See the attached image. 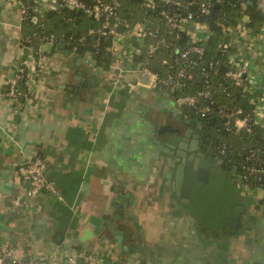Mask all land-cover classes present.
Instances as JSON below:
<instances>
[{
    "label": "crops",
    "instance_id": "crops-1",
    "mask_svg": "<svg viewBox=\"0 0 264 264\" xmlns=\"http://www.w3.org/2000/svg\"><path fill=\"white\" fill-rule=\"evenodd\" d=\"M18 2L0 0V250L11 249L23 261L72 257L79 263L82 255L93 254L100 264H264V189L234 185L235 204L245 210L235 235L190 222L176 195L174 152L165 145L172 137L161 132L175 127L181 110L169 93L140 83L138 57L129 53L134 42L123 26L116 28L123 61L111 59L105 67L68 53L63 35L90 24L77 11L48 22L55 27L54 48L44 49L47 38L36 47L23 45L36 28L22 20ZM119 2L121 22H154L139 3ZM256 3L264 15V0ZM248 24L249 35L264 33V20L261 26ZM60 44L66 48L56 49ZM259 54L245 51L243 58L261 70L255 95L264 100V45ZM35 66L41 72L33 86L17 83L28 97L13 104L1 95L19 67L31 73ZM72 89L76 96L68 102ZM37 155L62 200L41 193L14 205L31 188L17 167ZM119 196L126 198L120 215ZM91 217L105 223L103 230L81 241L95 229Z\"/></svg>",
    "mask_w": 264,
    "mask_h": 264
},
{
    "label": "built area",
    "instance_id": "built-area-1",
    "mask_svg": "<svg viewBox=\"0 0 264 264\" xmlns=\"http://www.w3.org/2000/svg\"><path fill=\"white\" fill-rule=\"evenodd\" d=\"M141 7L146 12L154 13V22L144 21L142 24H131L127 21H120L119 14L122 5L119 0H27L32 6L18 2L21 9L22 20L32 18L37 25L38 20L45 17L48 12L81 10L87 17L93 18L98 23L96 29H89L88 35L95 33L111 37L112 45L109 55L114 62H122L123 54L120 51V34L116 31L117 25L121 24L126 31V35L132 40L133 47L129 53L141 60L135 67V72L141 77L145 72L151 77L147 87L152 89L164 90L170 95H174L175 107L179 110L192 109L199 117L219 116L223 120L222 126L228 132L237 135L242 130L250 132L252 125L261 124L264 119L262 109L263 99L257 97L255 92L261 82L262 74L254 61L245 60L243 52L260 55L259 51L264 45V33L249 35L247 33L248 18L245 15L236 17L232 25L225 24V21L218 23L222 39L213 42L221 53H228L226 59L227 69L222 73L220 82H213L211 72H218L220 61L205 62L202 60L204 46L214 38L213 32L209 27L196 20V15L188 7L198 5L200 15H207L213 4H219L222 0H215L210 3L204 0H139ZM161 7L162 10H158ZM30 10V12L28 11ZM39 28L34 35L24 40L26 44L34 45L36 41L45 39L42 36L43 25L38 24ZM186 38L185 45L178 47V41ZM49 42L54 41L53 37L47 38ZM226 39V40H225ZM67 44V43H66ZM242 48V49H241ZM145 49V51H144ZM161 51L174 52L169 54L168 60L162 62L165 65V74L160 77L157 73L148 68L150 59ZM90 57V56H89ZM194 57V58H192ZM31 73L26 67H19L15 80L8 84V90L2 92V96L11 103H18L20 98L28 97V93L22 94L17 90V83L24 81L33 86L35 78L40 74L41 68L32 67ZM217 74V73H216ZM200 77L201 86L194 89L193 81ZM120 74H118V80ZM118 80L115 84H119ZM198 80V79H197ZM229 89L238 91L242 97L247 98L252 105V111L246 113L241 108L217 105L218 95L229 96ZM261 104V106H260ZM226 152L225 146L220 150V154ZM220 163L222 159L216 156ZM46 169L45 162L37 157L21 163L17 167V174L25 181L31 183V188L15 197L12 201L14 205H19L22 197L32 198L41 193H47L55 200L61 201L62 197L56 190L53 183L44 178ZM245 173L238 176L243 183L246 175L258 179H264V152L260 149L249 151L246 163L242 166ZM245 188H249L243 185ZM264 189V187H254ZM77 264L78 261L72 257L58 259H41L38 261H23L16 257L11 249L2 248L0 250V264ZM81 264H100L97 257L93 254L82 255Z\"/></svg>",
    "mask_w": 264,
    "mask_h": 264
},
{
    "label": "trees",
    "instance_id": "trees-1",
    "mask_svg": "<svg viewBox=\"0 0 264 264\" xmlns=\"http://www.w3.org/2000/svg\"><path fill=\"white\" fill-rule=\"evenodd\" d=\"M130 1L133 3L141 4L139 0ZM204 1H209L210 3H212L215 0ZM256 1L257 0H222V2H220L219 4H213L207 15L199 14L198 5H190L188 7V9L196 15V20L207 25L209 29L214 33V38H211L205 44L204 55L202 57V60L205 62H221L220 67L218 68V72H216L217 74L210 71L211 79L213 82H220L222 73H224L227 69L226 59L228 53H221L220 51H218L216 46L212 45L214 41H219L222 39L218 23L221 21H225V24L232 25L234 24L233 20L236 17L245 15L249 17L248 27L253 28L256 24H260L261 26L264 20V15L260 12ZM22 2L28 5V9L32 6L27 2V0H22ZM158 10L160 11L162 10V8L159 7ZM28 11L30 12V10ZM146 13L151 17H154L155 15L152 12ZM59 15L74 17L76 16V12L66 9L58 12H48L45 17L39 19L37 23V25H43L41 34L42 36H44L45 38H49L53 34L55 27L50 28L48 26V22ZM89 19L90 24H88V29L98 27L97 21H95L91 17H89ZM24 22L26 24H32L36 28L34 33L40 31L38 30L39 28H37V25L33 23L32 18L26 19L24 20ZM88 29L82 32L68 31L63 35L62 41L67 43L68 48L78 57L90 56L91 60H93V64H99L107 67L111 61V57L109 55V50L112 45L111 37L107 34L101 35L98 33L88 35ZM185 41L186 38H181L178 41V47H183L185 45ZM37 43L38 41H36L34 45L31 46L36 47ZM22 44L26 47H30V45L26 44L25 42H23ZM171 53L175 54L174 52H166L165 55H163L162 51L156 54V56L150 59L148 62L149 70L157 73L160 77H162L165 74L166 68L165 65L161 63V61L164 57H166V55H169ZM140 60V58H136L135 63H139ZM19 82L24 83V81ZM192 83L194 85V89L190 90L191 93H193L195 89H198L201 86L197 78H195ZM20 89L24 90L22 89V87ZM7 90L8 89L3 90V92ZM160 92L166 93V91L164 90ZM229 92V96L218 95L215 100L217 105L241 108L246 113H250L252 111L247 98L242 97V95L238 93V91L229 89ZM171 97L174 98V95L171 94ZM181 112L184 118L186 117L187 119L194 120L203 127L206 139L209 140L211 146L213 147L215 155L222 159V165H224L226 168H229L231 171L236 172L238 176H242L243 174L245 175L242 170V166L246 163V157L249 155L250 150L260 149L262 152H264V119L262 120L261 124L252 125L250 132L242 130L237 135H234L232 134V132L230 133L224 129V127L222 126L223 120L219 118V116L213 115L201 118L196 115L194 110L192 109H182ZM167 136L172 137V139H175L177 137L174 134L170 133H167ZM223 145L225 146L226 152L224 155H221L220 150ZM36 157L44 162V159L40 155H37ZM246 177L247 178L246 180H243L242 185H246L249 188L264 187V179L262 177H258V179L252 178L248 175H246ZM6 264L12 263L11 261H7Z\"/></svg>",
    "mask_w": 264,
    "mask_h": 264
},
{
    "label": "water",
    "instance_id": "water-1",
    "mask_svg": "<svg viewBox=\"0 0 264 264\" xmlns=\"http://www.w3.org/2000/svg\"><path fill=\"white\" fill-rule=\"evenodd\" d=\"M82 14L81 10L77 11ZM122 25H117V29L120 30ZM55 44L47 42L44 45V49L54 48ZM65 44H60L56 49L64 50ZM72 52L71 50L68 53ZM194 58V57H192ZM81 59H78L77 63H80ZM80 75V74H79ZM198 81L200 77L197 78ZM81 80V79H80ZM151 77L147 72L141 75L140 83L143 86H148ZM72 91L67 101L70 102L71 98L76 96L77 89ZM178 123L174 128H162L161 132L168 131L170 134L177 136L175 139H171L170 143L165 145L174 152L175 163L179 164L175 170V190L176 195L180 198V204L185 207V212L191 221H195L202 227L214 232L225 233L228 235H235L241 227L240 219L245 214V210L242 206L235 204V190L234 185H241L242 182L236 172L231 171L222 165L216 155L213 156L211 151L202 154L197 153V157L201 160H195V164L188 163L185 165V161H181L180 158L187 156L188 152L197 150L198 146L202 144L203 139L199 137L198 133L194 132L196 129V121L189 120L187 118H179L182 116V112L178 111ZM188 121L189 124L185 122ZM199 129H203L199 125ZM192 137L193 141L189 145V138ZM192 159V156L189 158ZM186 166V169H185ZM184 170L190 172V179L182 187V177ZM121 206H119L116 214H121V208L126 207V198L118 197ZM112 218H117L113 216ZM119 218V217H118ZM89 223L94 226L92 231H86L81 241H86L92 235L99 236L103 230L105 223L95 217H91ZM101 223L103 226H101ZM100 224V225H99ZM116 243L120 245L122 243V237L116 236ZM125 251H130L123 247ZM68 264V262H67ZM81 264V262L77 263Z\"/></svg>",
    "mask_w": 264,
    "mask_h": 264
},
{
    "label": "flooded vegetation",
    "instance_id": "flooded-vegetation-1",
    "mask_svg": "<svg viewBox=\"0 0 264 264\" xmlns=\"http://www.w3.org/2000/svg\"><path fill=\"white\" fill-rule=\"evenodd\" d=\"M190 120V119H189ZM186 124H189L188 121L185 122ZM179 124V123H177ZM197 126H196V129H195V133L197 132L199 137L203 139L202 141V144L200 146H198L197 150L193 151V152H188L187 151V156L184 157V158H180L181 161H185V165H187L188 163H191V164H195V160H201L200 158L197 157V153L201 152L202 154H206V152L208 151H211L213 153V156L215 155V152H214V149L213 147L211 146L209 140L206 139V135L204 134V131L203 129H199V126H198V123L196 122ZM195 141L192 137L189 138V145ZM192 156V159H190L189 161V157ZM174 161H175V158H174ZM175 163V162H174ZM175 165V170H176V166L179 165L177 163L174 164ZM185 169H186V166H185ZM190 171L188 170H184V173H183V177H182V182H181V186L183 187L185 185V183L188 182V180L190 179V176H189V173Z\"/></svg>",
    "mask_w": 264,
    "mask_h": 264
},
{
    "label": "rangeland",
    "instance_id": "rangeland-1",
    "mask_svg": "<svg viewBox=\"0 0 264 264\" xmlns=\"http://www.w3.org/2000/svg\"><path fill=\"white\" fill-rule=\"evenodd\" d=\"M215 42H218V41H215ZM242 49V48H241ZM176 126V125H175Z\"/></svg>",
    "mask_w": 264,
    "mask_h": 264
}]
</instances>
